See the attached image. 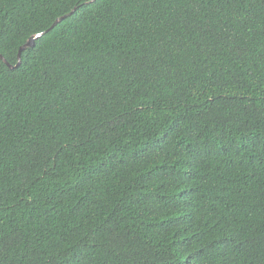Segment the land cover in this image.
Listing matches in <instances>:
<instances>
[{
  "label": "trees",
  "instance_id": "16d2710c",
  "mask_svg": "<svg viewBox=\"0 0 264 264\" xmlns=\"http://www.w3.org/2000/svg\"><path fill=\"white\" fill-rule=\"evenodd\" d=\"M0 54V264H264V0H0Z\"/></svg>",
  "mask_w": 264,
  "mask_h": 264
},
{
  "label": "water",
  "instance_id": "95a60500",
  "mask_svg": "<svg viewBox=\"0 0 264 264\" xmlns=\"http://www.w3.org/2000/svg\"><path fill=\"white\" fill-rule=\"evenodd\" d=\"M75 10V7L69 11L68 13H65L64 15H61L59 17H57L53 23L50 25V27L47 29L49 30L50 28H52L53 26H55L58 22H60L64 17L70 15L73 11ZM46 30V31H47ZM46 31H42V32H36L34 33L31 37H29L27 39V41L22 44L19 49H18V52H17V63L15 65H13L14 67L17 66L19 63H20V60H21V52L28 46H31L34 44V41L36 38L40 37L43 33H45ZM0 59H2L9 67H12V65L6 61V59L3 57V55L0 54Z\"/></svg>",
  "mask_w": 264,
  "mask_h": 264
}]
</instances>
